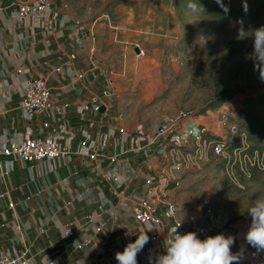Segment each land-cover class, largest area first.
Segmentation results:
<instances>
[{
    "label": "crops",
    "instance_id": "0c3cea01",
    "mask_svg": "<svg viewBox=\"0 0 264 264\" xmlns=\"http://www.w3.org/2000/svg\"><path fill=\"white\" fill-rule=\"evenodd\" d=\"M18 1L0 0V149L31 136L52 135L71 153L35 163L0 153V255L28 249L27 264H47V258L58 264H118L115 254L147 232L149 242L137 260L149 264L150 254L153 258L166 254L164 243L174 234L175 222L163 219L160 226L137 222L133 201L148 199L160 211L166 201H174L181 209L175 191L184 174L182 165L172 166L171 161L189 157L171 147L176 145L172 134L156 153L132 151L138 143L150 141L172 113L164 114L160 125L141 139L131 130V122L113 112L118 86L134 90L142 80L153 81L157 67L161 71L166 47L172 46L171 0H51L53 9L37 20H20ZM136 46L146 57H139ZM81 72L84 79L76 81ZM33 77L48 80L54 107L29 118L20 101ZM106 89L110 95L104 99L108 105L104 114L83 109ZM155 91L150 88L142 94L148 98ZM132 101L131 94L126 96L128 105ZM96 148L98 156L90 158L87 153ZM113 174L116 181H109ZM148 179L159 187L152 194ZM115 182L124 184L120 195L113 192ZM11 201L14 208L9 207ZM178 214L187 233L195 232L201 240L218 234L235 237L231 251L238 255V264H264V252L246 243V233L219 228L211 217L193 221ZM101 224L102 230L96 232ZM70 230L73 237L67 235ZM156 234L159 237L153 239ZM85 237L93 239L91 246L77 248V241Z\"/></svg>",
    "mask_w": 264,
    "mask_h": 264
},
{
    "label": "rangeland",
    "instance_id": "374dc122",
    "mask_svg": "<svg viewBox=\"0 0 264 264\" xmlns=\"http://www.w3.org/2000/svg\"><path fill=\"white\" fill-rule=\"evenodd\" d=\"M234 2L222 0L223 4ZM170 3L172 46L168 50L166 44L161 71L157 67L153 72L155 79L142 80L134 90H122L115 82L120 90L113 115L131 122V130L142 139L160 125L164 114L172 113L175 117L186 110L197 121L207 124L218 139L231 145L233 158L239 149L242 154L260 151L264 156V131L253 130L247 116L254 113L264 119V81L255 70L252 36L253 30L264 24L256 26L207 14L203 5L218 4L217 0ZM155 53L159 56V50L155 49ZM150 88L157 91L144 97L142 91L147 95ZM130 94L132 105L126 103ZM172 135L176 145L171 147L179 155L186 153L189 157L171 161L172 166L181 164L184 174L182 185L175 191L180 216L193 221L221 219L219 228L247 233L252 223L248 213L251 202L264 195V169L255 167L251 177L235 165L228 171L227 161L210 142L199 149L196 158L195 142L184 147L181 131L176 129Z\"/></svg>",
    "mask_w": 264,
    "mask_h": 264
},
{
    "label": "built area",
    "instance_id": "2783aa9c",
    "mask_svg": "<svg viewBox=\"0 0 264 264\" xmlns=\"http://www.w3.org/2000/svg\"><path fill=\"white\" fill-rule=\"evenodd\" d=\"M52 9L53 2L51 0L18 1V17L20 20H37L48 14ZM139 54L144 55L141 48H139ZM72 57L75 56L73 55ZM58 70H60V68H58ZM85 75L86 74L83 72L77 74L76 81L83 80ZM109 95L110 89L104 90L101 98H95L93 104H85L83 109H93L96 112H99V107L101 104L106 105L108 108V105L104 99ZM68 105L69 104H66V106ZM20 106L29 118L42 116L47 111L53 109V92L49 86L48 80L44 77L30 78L23 88ZM44 124L45 126L49 125L48 122H45ZM176 129L180 130L184 137V147H187L191 142H195L197 146L196 150L199 151L200 148H204L207 143L210 142V144L213 145L215 152L227 161L226 164L228 171L232 170L235 165L240 167L242 173L245 176L251 177L255 167L264 169L263 153L260 151H254V153L251 155L247 153L242 154V150L239 149V151L236 150V158H233L230 149L231 145L226 140L218 139L207 124L197 121L193 114L186 110L181 111L178 116L172 117L171 119L161 123L150 141L144 145L138 143L134 148H132V151L141 152L146 150L148 154L156 153L165 148L164 144L160 143L163 141V139H167L169 135L172 134ZM158 145L159 147L156 149ZM0 153L6 156L21 158L29 163H35L44 159L60 158L65 155H69L71 151L69 148L62 145L52 135H37L26 138L21 142H12L8 145H5L1 147ZM87 154L90 158H96L98 156L97 148L94 150V152H88ZM111 159L116 161L117 155L113 156ZM177 167L179 168L180 165ZM4 173L7 174L8 172ZM107 179L109 181H116V174L107 177ZM146 182L149 186H151L149 189L150 194L159 189L158 184H156L153 179H148ZM113 192L119 195L123 193L124 184L121 182H115ZM5 194L6 193L2 194V196ZM133 203V217L137 222L160 226L163 223V219L174 220V229L177 230L179 234L187 233L185 225L178 216L179 208L174 201H166V208L162 211L159 210L156 204L152 203L148 199L134 200ZM14 206L15 203L11 201L9 203V207L14 208ZM209 212L212 211L209 209ZM217 222L222 221L221 219H217ZM102 227V224L97 226L96 232L101 231ZM16 229L19 232L22 231V226L20 223H17ZM67 235L73 237L75 232L70 230L67 232ZM158 237V234H156L153 236V239H157ZM92 243L93 239L91 237H85L82 240L77 241L76 247L83 249L91 246ZM28 261V249H23L15 255L10 254L9 252H4L0 255V264H27ZM261 261L264 262V257L261 258Z\"/></svg>",
    "mask_w": 264,
    "mask_h": 264
},
{
    "label": "clouds",
    "instance_id": "9594fccd",
    "mask_svg": "<svg viewBox=\"0 0 264 264\" xmlns=\"http://www.w3.org/2000/svg\"><path fill=\"white\" fill-rule=\"evenodd\" d=\"M217 3L223 8L222 0ZM227 10V9H225ZM240 35H246L240 33ZM254 39L255 70L259 72L260 79L264 81V26L253 30ZM248 213L252 217L251 226L244 239L248 245L255 248L257 252H264V195L251 202ZM174 234L167 237L164 248L166 254L153 258L150 254L149 264H238L239 257L231 251L235 243V237L218 234L208 236L201 240L195 232ZM129 234V232H128ZM147 232L138 234L135 242H129L122 252L115 254L118 264H138V254L149 242ZM47 264H58L47 258Z\"/></svg>",
    "mask_w": 264,
    "mask_h": 264
},
{
    "label": "trees",
    "instance_id": "16d2710c",
    "mask_svg": "<svg viewBox=\"0 0 264 264\" xmlns=\"http://www.w3.org/2000/svg\"><path fill=\"white\" fill-rule=\"evenodd\" d=\"M203 5L209 15L224 17L234 21H248L259 26L264 24V0H235L232 4ZM227 9V10H225ZM251 128L255 131H264V119L254 113H248Z\"/></svg>",
    "mask_w": 264,
    "mask_h": 264
},
{
    "label": "water",
    "instance_id": "95a60500",
    "mask_svg": "<svg viewBox=\"0 0 264 264\" xmlns=\"http://www.w3.org/2000/svg\"><path fill=\"white\" fill-rule=\"evenodd\" d=\"M21 1H27V0H21ZM137 50H139V48L137 47ZM107 111V107L104 104H101L99 107V113L104 114Z\"/></svg>",
    "mask_w": 264,
    "mask_h": 264
}]
</instances>
